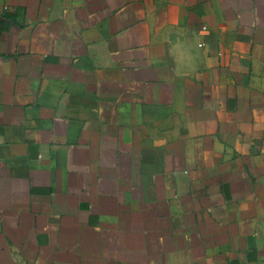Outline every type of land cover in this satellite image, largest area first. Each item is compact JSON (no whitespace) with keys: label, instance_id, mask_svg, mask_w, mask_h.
I'll return each mask as SVG.
<instances>
[{"label":"crops","instance_id":"obj_1","mask_svg":"<svg viewBox=\"0 0 264 264\" xmlns=\"http://www.w3.org/2000/svg\"><path fill=\"white\" fill-rule=\"evenodd\" d=\"M0 264H264V0H0Z\"/></svg>","mask_w":264,"mask_h":264}]
</instances>
